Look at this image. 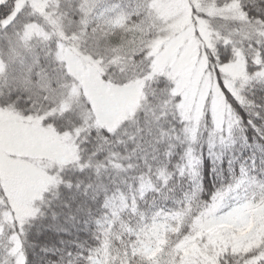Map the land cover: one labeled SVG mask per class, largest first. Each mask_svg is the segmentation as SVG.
<instances>
[{"label":"snow or ice","instance_id":"1","mask_svg":"<svg viewBox=\"0 0 264 264\" xmlns=\"http://www.w3.org/2000/svg\"><path fill=\"white\" fill-rule=\"evenodd\" d=\"M0 264H264V0H0Z\"/></svg>","mask_w":264,"mask_h":264}]
</instances>
